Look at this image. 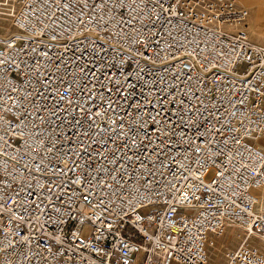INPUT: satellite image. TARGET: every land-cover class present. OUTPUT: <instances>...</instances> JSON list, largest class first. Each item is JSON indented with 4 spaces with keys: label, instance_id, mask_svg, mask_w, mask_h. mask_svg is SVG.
Returning a JSON list of instances; mask_svg holds the SVG:
<instances>
[{
    "label": "built area",
    "instance_id": "built-area-1",
    "mask_svg": "<svg viewBox=\"0 0 264 264\" xmlns=\"http://www.w3.org/2000/svg\"><path fill=\"white\" fill-rule=\"evenodd\" d=\"M6 1L0 264H208L227 231L220 264H264V46L248 9Z\"/></svg>",
    "mask_w": 264,
    "mask_h": 264
},
{
    "label": "rangeland",
    "instance_id": "rangeland-1",
    "mask_svg": "<svg viewBox=\"0 0 264 264\" xmlns=\"http://www.w3.org/2000/svg\"><path fill=\"white\" fill-rule=\"evenodd\" d=\"M11 11L10 6L6 0H0V43L15 33V30L11 26ZM258 144H263L259 141ZM212 171L207 175L206 180H209L212 176ZM90 233V227L84 226L82 229V238L86 239ZM226 238L222 236L218 241L217 245L209 251L208 264H220V257L224 252L225 248L233 249L237 246L238 241L235 236Z\"/></svg>",
    "mask_w": 264,
    "mask_h": 264
},
{
    "label": "crops",
    "instance_id": "crops-1",
    "mask_svg": "<svg viewBox=\"0 0 264 264\" xmlns=\"http://www.w3.org/2000/svg\"><path fill=\"white\" fill-rule=\"evenodd\" d=\"M236 1L241 6L247 8L249 11V16H248V21L250 24L249 40L256 45L264 46V0H244V1L236 0Z\"/></svg>",
    "mask_w": 264,
    "mask_h": 264
},
{
    "label": "bare ground",
    "instance_id": "bare-ground-1",
    "mask_svg": "<svg viewBox=\"0 0 264 264\" xmlns=\"http://www.w3.org/2000/svg\"><path fill=\"white\" fill-rule=\"evenodd\" d=\"M244 1V0H243ZM242 2V1H241ZM241 4H243V3H241ZM245 4V3H244ZM245 6V5H244ZM224 236L226 237V238H228L229 236H230V231H227L225 234H224Z\"/></svg>",
    "mask_w": 264,
    "mask_h": 264
}]
</instances>
